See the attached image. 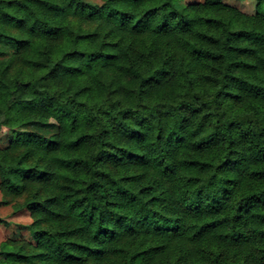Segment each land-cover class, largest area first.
I'll return each instance as SVG.
<instances>
[{"label": "trees", "instance_id": "16d2710c", "mask_svg": "<svg viewBox=\"0 0 264 264\" xmlns=\"http://www.w3.org/2000/svg\"><path fill=\"white\" fill-rule=\"evenodd\" d=\"M264 0H0V264H264Z\"/></svg>", "mask_w": 264, "mask_h": 264}, {"label": "rangeland", "instance_id": "374dc122", "mask_svg": "<svg viewBox=\"0 0 264 264\" xmlns=\"http://www.w3.org/2000/svg\"><path fill=\"white\" fill-rule=\"evenodd\" d=\"M203 0H183L185 3L202 2ZM223 3L237 8L244 14H253L255 10V0H221ZM264 12V9L261 10ZM10 140V133L3 130L0 133V148L5 147ZM2 195L0 193V202ZM31 222V216L28 211L22 210L14 213L12 205L4 206L0 204V243L12 235L23 239H29L26 230L19 228Z\"/></svg>", "mask_w": 264, "mask_h": 264}]
</instances>
